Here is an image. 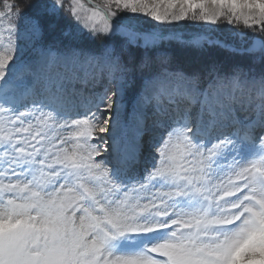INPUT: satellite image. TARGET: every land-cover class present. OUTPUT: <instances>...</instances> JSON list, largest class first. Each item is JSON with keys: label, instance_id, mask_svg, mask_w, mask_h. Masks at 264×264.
Masks as SVG:
<instances>
[{"label": "snow or ice", "instance_id": "obj_1", "mask_svg": "<svg viewBox=\"0 0 264 264\" xmlns=\"http://www.w3.org/2000/svg\"><path fill=\"white\" fill-rule=\"evenodd\" d=\"M127 13L164 27L124 31ZM0 18V264H264V0H0ZM188 21L252 41L260 70L178 66L162 42ZM120 128L157 134L142 176Z\"/></svg>", "mask_w": 264, "mask_h": 264}, {"label": "trees", "instance_id": "obj_2", "mask_svg": "<svg viewBox=\"0 0 264 264\" xmlns=\"http://www.w3.org/2000/svg\"><path fill=\"white\" fill-rule=\"evenodd\" d=\"M9 2L16 3V0H9ZM93 3L97 2L93 1ZM132 20L127 17L122 21V27L124 30H130L129 26H131L133 29L132 31L143 33L145 35L152 33V26L147 27L145 24L143 26L141 23H136L135 20H133L134 22ZM199 28L200 25L188 22L182 27V29H180V31L176 30V32H171V34H165V39L162 42V49L170 53L178 66L188 69L204 67L207 65H217L225 69H230L233 66H240L244 69L251 67L254 72L260 70V61H253L250 55L244 54V52H239L237 50L239 47L234 45L231 39L232 37L230 35L228 36L224 30L217 29L207 34H186V32H189L190 30H198ZM193 38L204 40V45L202 47H190L185 43ZM47 39L51 44L58 48L79 46L85 49H94L98 46V42H93L86 34L79 36L75 40H70L57 31L51 33ZM215 40H224L223 42H225V44L221 45L219 44L220 41L219 43H216ZM209 41H213L214 43H210ZM142 53L143 49L140 47L133 46L131 48V58L133 60H139ZM142 80L143 77L138 74L135 81L128 85L125 98V104L127 107L131 105L133 98L137 95L138 91H140Z\"/></svg>", "mask_w": 264, "mask_h": 264}, {"label": "rangeland", "instance_id": "obj_3", "mask_svg": "<svg viewBox=\"0 0 264 264\" xmlns=\"http://www.w3.org/2000/svg\"><path fill=\"white\" fill-rule=\"evenodd\" d=\"M93 1L99 2V3L103 2V0H93ZM82 2L87 4V0H82ZM125 15L129 19L135 20L136 23H138V22L141 23L143 26H144V24L147 27L152 26L151 27V30H153L152 33L153 32H159L164 27L162 25H159L157 22L151 21L150 18L143 17L140 14L127 13ZM188 22H190V21H188ZM188 22H182V25L178 26L174 32H176V30L180 31V29H182V27H184V25H186V23H188ZM7 26H8V21L0 18V39H7ZM129 29L133 30L131 26H129ZM223 30H224V32H226V34L228 36L230 35L232 37L231 39H232L234 45L239 47V48H237V50L239 52H244V54L250 55L249 53H247L245 51V49L252 46V43H253L252 41L247 40L243 36L235 35L233 32H231L227 29H223ZM124 31H126V30H124ZM210 32H213V30H211L207 26H205V27L200 26V28L198 30H193V31L190 30L189 32H186V34L195 33V35H196L199 33L207 34ZM165 34H171V32H168ZM219 41L220 40L216 41V43H219ZM223 41L224 40L220 41L219 44H221V45L225 44V42H223ZM19 43H20L22 52L24 54V59H29L30 55H31V53H30L31 45L28 42V39L24 35L23 32L21 33ZM234 45H232V46H234ZM252 60L253 61H259V58L257 56L256 59H252ZM141 88H142V81H141ZM141 88H140V90H141ZM136 96L133 98L131 105L129 107H127L126 104L124 103V107L122 108V112H121V119L122 120H127L129 122L131 121V110L135 104ZM125 101H126V99H125ZM156 138H157V134L153 133L150 136V138L147 140L146 143L139 144L136 141L133 134L129 130L123 129V128L117 129L115 131L113 139L115 141V145L117 148V152L114 155L116 158V162L118 163V166L121 165L122 169H127L129 176H133V175L142 176L144 173V170L149 166V164L151 162V158L154 155L152 145L156 142ZM111 143L112 142L110 141V144ZM111 158L112 157H110V159ZM155 238H156L155 236L144 237V238H141L140 243H144V242L151 243Z\"/></svg>", "mask_w": 264, "mask_h": 264}, {"label": "bare ground", "instance_id": "obj_4", "mask_svg": "<svg viewBox=\"0 0 264 264\" xmlns=\"http://www.w3.org/2000/svg\"><path fill=\"white\" fill-rule=\"evenodd\" d=\"M69 46V45H68Z\"/></svg>", "mask_w": 264, "mask_h": 264}]
</instances>
